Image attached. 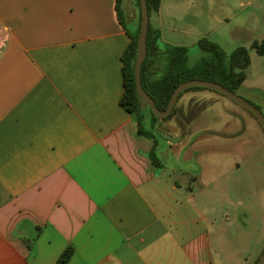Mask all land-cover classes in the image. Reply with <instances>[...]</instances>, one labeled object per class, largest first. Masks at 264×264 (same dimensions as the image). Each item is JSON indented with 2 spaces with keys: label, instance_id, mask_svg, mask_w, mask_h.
Returning a JSON list of instances; mask_svg holds the SVG:
<instances>
[{
  "label": "crops",
  "instance_id": "1",
  "mask_svg": "<svg viewBox=\"0 0 264 264\" xmlns=\"http://www.w3.org/2000/svg\"><path fill=\"white\" fill-rule=\"evenodd\" d=\"M122 9L134 28L136 0H0V264H222L210 141L177 114L161 149L121 105Z\"/></svg>",
  "mask_w": 264,
  "mask_h": 264
},
{
  "label": "rangeland",
  "instance_id": "2",
  "mask_svg": "<svg viewBox=\"0 0 264 264\" xmlns=\"http://www.w3.org/2000/svg\"><path fill=\"white\" fill-rule=\"evenodd\" d=\"M250 1L249 5H241V0H161L160 10L150 15L152 34H160V51L154 58L155 77H163L168 70L172 47L187 49L186 66L194 70L200 69L204 61L214 59L210 52L199 47L201 38L218 44L227 56L246 48L251 65L237 95L264 114V56L252 48L255 41L264 39V0ZM122 13L127 27L136 32L139 20L133 28L124 9ZM175 110L180 121L187 123L190 139L210 141V146H206L207 151L211 149L208 168L216 171L213 176H220L222 189L229 191L228 203L223 205L222 217L218 220L221 238L216 240L213 234L217 260L222 264H254L264 252V131L261 125L249 111L208 89L184 93ZM150 126L151 120H148L145 124L148 131H152ZM156 138L164 149L169 141L166 132L160 130ZM207 151L197 149L195 155ZM201 165L192 159L174 161L181 173H199ZM211 215L215 217L214 209Z\"/></svg>",
  "mask_w": 264,
  "mask_h": 264
},
{
  "label": "trees",
  "instance_id": "3",
  "mask_svg": "<svg viewBox=\"0 0 264 264\" xmlns=\"http://www.w3.org/2000/svg\"><path fill=\"white\" fill-rule=\"evenodd\" d=\"M147 2L150 15L152 11L157 12L160 10L161 0H147ZM136 3L139 10V23L137 31L130 35L131 44L123 57L124 94L121 99V105L130 114L133 112L137 114L138 133L152 139L156 143L157 139L153 128L154 123L171 119L175 113V109L168 118L158 119L154 116L149 106L140 98L136 90L134 67L142 22L140 0H136ZM159 39L160 34H152L151 25H149L147 36L148 54L142 66L141 78L145 91L152 97L157 108L161 111L166 110L168 107L175 89L185 82L195 79L212 81L221 84L237 94V91L247 79L246 70L251 65L249 51L242 47L237 49L232 55L227 56L218 44L209 41L207 38H201L198 45L202 50L210 52L214 56V59L204 61L200 69L194 70L186 66L187 49L185 47H172L169 55L168 70L163 77L158 79L155 77V71L152 68H154V58L158 56L160 51L158 46ZM252 48L256 50L258 55L264 56V39L255 41ZM195 90H205V88L195 87L188 89L184 93ZM184 93L179 96V99ZM251 115L256 119L252 113ZM148 120H151L150 129L152 131H148L145 127ZM156 147L155 144L151 153V159L155 165H160ZM73 254V249H67L60 256L56 264H69ZM259 258L254 264L258 262Z\"/></svg>",
  "mask_w": 264,
  "mask_h": 264
},
{
  "label": "water",
  "instance_id": "4",
  "mask_svg": "<svg viewBox=\"0 0 264 264\" xmlns=\"http://www.w3.org/2000/svg\"><path fill=\"white\" fill-rule=\"evenodd\" d=\"M140 8H141L142 22H141L140 35L138 39L136 63L134 67L136 90L140 98L149 106V108L152 110V113L154 114L156 118L158 119L168 118L170 115H172L177 105L179 96L182 93H184L188 89L200 87V88H205V89L217 92L221 95H224L225 97H227L234 103L240 105L241 107H243L244 109L252 113L256 117V119L258 120L259 124L261 125L264 131V114L261 112L260 109H258L257 107H255L250 102L246 101L245 99H243L236 93L225 88L221 84L211 82V81L195 79V80H191V81H188V82H185L179 85L175 89L166 110L161 111L160 109H158L152 97L145 91L143 87V83H142V78H141L142 66L148 54L147 36H148L149 25H150V14H149L147 0H140ZM131 118L133 119V121H136L137 114L133 112L131 114ZM256 264H264V252Z\"/></svg>",
  "mask_w": 264,
  "mask_h": 264
},
{
  "label": "flooded vegetation",
  "instance_id": "5",
  "mask_svg": "<svg viewBox=\"0 0 264 264\" xmlns=\"http://www.w3.org/2000/svg\"><path fill=\"white\" fill-rule=\"evenodd\" d=\"M175 109H176V107H175ZM173 116H174V117H175V116H177L176 110H175V113H174V115H173ZM257 121H258V120H257Z\"/></svg>",
  "mask_w": 264,
  "mask_h": 264
}]
</instances>
